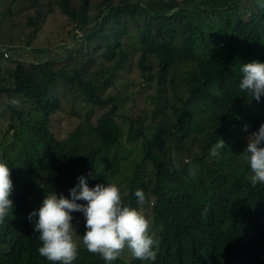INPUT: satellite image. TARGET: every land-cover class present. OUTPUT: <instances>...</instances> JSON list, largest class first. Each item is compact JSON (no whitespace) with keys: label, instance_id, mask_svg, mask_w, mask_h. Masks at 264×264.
I'll list each match as a JSON object with an SVG mask.
<instances>
[{"label":"clouds","instance_id":"1","mask_svg":"<svg viewBox=\"0 0 264 264\" xmlns=\"http://www.w3.org/2000/svg\"><path fill=\"white\" fill-rule=\"evenodd\" d=\"M24 1L30 8H39L29 0ZM49 1L55 0H39L40 6L46 5L52 12L56 7L61 13ZM256 6L263 12L264 0H256ZM180 9L178 7L175 11ZM63 17L71 26L70 36L81 47L85 41L84 31L78 24H72L66 16ZM28 23L33 30L36 28L32 19ZM34 35L33 31L26 45L21 46L29 51L28 58L14 45L0 44L2 78L8 80L6 72H9V62L13 60L37 65L54 60L58 68L69 65L59 66V58L41 62L32 58L36 53L48 50L33 43ZM199 36L198 41L201 39ZM224 36L226 42L218 38L219 46L216 48L223 56L237 60L238 51L232 50V47L241 38L232 33ZM227 42L232 47H228ZM82 56L85 59L86 54ZM245 58L239 68V89L259 102L264 96V62L245 63ZM140 70L148 82L158 78V65L145 72L140 66ZM59 83L68 84L56 79L50 88L53 96H57L52 91ZM78 89L84 96V104L104 108L92 106L85 90ZM100 95L107 97L105 91ZM0 96L5 98L6 109V112L0 111V264H264V220L258 213L239 219L231 213L225 218L223 208L222 219L216 224H209V220L216 215L210 186L215 173L210 170L206 182L202 183L196 170L200 167L196 161L199 155L204 156L205 161L210 156H220L217 162L223 167H232L237 173L247 163L251 169L248 174L251 185H264V123L248 134L246 146L238 156L239 162L235 159L237 150L225 151V140L229 138L227 133L223 140H218L211 147L210 156L203 152L204 132H195L204 134L200 151H194L188 145L193 136L187 140V149L173 138L165 139L166 149L159 152L168 167L178 168L176 176L180 180L164 176L159 183L152 161L141 160L145 156L144 149L138 160L122 159L121 135L119 143L115 144L118 147L113 159L105 168L99 169L98 159L104 150L112 146L98 155L96 176L90 170L79 173L75 170L71 157L82 156L86 153L84 151L64 156L62 146L57 149L53 160L46 159L45 150L37 146L42 128L35 123L30 104L24 98L12 99L9 101L14 106L12 112L7 107V95ZM119 106L116 119L127 117L121 110V96ZM104 109L105 112L108 110ZM60 110L56 114L62 113ZM162 110L161 106L156 108V111ZM164 114H161V119ZM159 122L150 134L146 135L144 129L139 134H145L143 138L150 137L158 129ZM82 125L83 122L72 134ZM49 129L57 137L50 124ZM243 130L247 132L248 126L245 125ZM69 134L71 131L64 138ZM94 135L97 139L95 130ZM171 141L178 144L180 156L169 154L170 148L167 147ZM98 145L97 139V145L91 148ZM117 151L120 155L114 161ZM185 166L190 172L185 171ZM185 176L195 177L190 189L181 183ZM221 197L216 196L218 200ZM183 198H190L202 206L193 211L194 206Z\"/></svg>","mask_w":264,"mask_h":264},{"label":"trees","instance_id":"2","mask_svg":"<svg viewBox=\"0 0 264 264\" xmlns=\"http://www.w3.org/2000/svg\"><path fill=\"white\" fill-rule=\"evenodd\" d=\"M29 1L40 7L39 0ZM49 3L55 4L72 24H78L84 31L85 41L79 51L86 54L85 59L62 68L54 60L44 65L13 60L6 72L8 80L0 76V95H7V107L12 112L14 106L9 103L12 99L24 98L30 104L35 123L42 128L37 146L45 150L46 159L53 160L57 149L70 145L74 138L71 133L58 139L49 129L51 117L61 104L50 88L56 79H62L85 90L92 106L108 108L92 129L99 145L82 156L71 157L76 172L90 170L96 176L98 155L119 143L122 131L116 119L120 96L104 97L100 93L112 84L129 53L139 52L143 72L159 66V84L165 89L166 77L176 73L171 83L173 101L166 100L164 106L160 105L165 114L158 129L143 138L145 156L141 160L152 161L157 181L161 183L164 176L180 180L176 176L178 168L168 167L159 152L166 149L167 138L187 149V140L195 132H204L203 152L209 155L211 147L227 133L225 151L237 150L235 159L239 162L248 134L264 123V96L258 102L239 89V68L244 58L245 63L264 62V11L257 8L256 0H55ZM178 7L181 9L175 11ZM226 33L241 38L233 47L227 42L228 47L238 51L237 60L223 56L216 48L218 38L226 42ZM245 125L247 132L243 130ZM119 155L117 151L114 161ZM219 158L210 156L207 161L202 155L196 158L202 183L210 170L215 173L210 186L216 215L208 223L221 220L223 208L225 218L231 213L238 219L258 213L264 220V185H251L247 163L237 173L232 167H223L217 162ZM185 171L190 172L187 166ZM217 195H222L221 199ZM183 200L194 206L193 211L202 206L190 198Z\"/></svg>","mask_w":264,"mask_h":264},{"label":"rangeland","instance_id":"3","mask_svg":"<svg viewBox=\"0 0 264 264\" xmlns=\"http://www.w3.org/2000/svg\"><path fill=\"white\" fill-rule=\"evenodd\" d=\"M29 19H32L36 25L34 30L28 23ZM70 30L71 26L56 7L52 12L46 5H41L38 9L30 8L24 0H2L0 2V44L16 46L15 49L18 52H24L25 58H28L29 51L21 46L26 45L30 34L34 31L33 43L41 48H48L43 53H36L32 57L36 61L59 58L61 61L59 66L81 61L84 54L79 51L80 46L70 36ZM139 61L140 53H129L126 65L113 79L111 86L105 90V96L115 94L121 96V110L127 115V117L118 118L122 130L120 154L123 160H138L142 157L143 136L157 128L156 123L161 120V114L164 113V109L159 112L156 108L160 105L164 106L166 100L173 101L174 99L171 83L176 73L166 77L164 84L167 88L165 89L159 84V78L148 82L142 76ZM178 82L182 83V80ZM184 87L182 83V88ZM52 93L62 99L60 107L62 113L53 115L49 123L57 137L64 138L68 132H74L83 122L80 130L73 135V142L62 148V155L79 154L83 151L85 153L89 148L97 145L92 129L106 109L93 108L84 104V96L77 86L59 83L53 88ZM183 93L185 94L184 91ZM161 95L163 98L160 99ZM4 100V96H0V111L6 112ZM143 129L145 134H139L143 132ZM203 139V133H194L188 145L192 150L200 151ZM227 141L228 138L225 142ZM117 147L118 145H115L103 151L98 159L99 169L111 163ZM168 148H170V155H181L179 153L181 150L174 141L168 143ZM65 160L70 163L69 159L65 158ZM185 162H187L186 155H184ZM192 167L191 164V169ZM194 181L195 177L185 176L181 183L186 189H190Z\"/></svg>","mask_w":264,"mask_h":264}]
</instances>
